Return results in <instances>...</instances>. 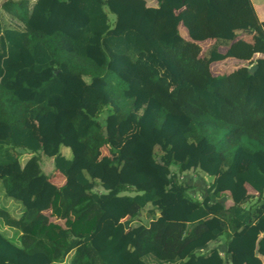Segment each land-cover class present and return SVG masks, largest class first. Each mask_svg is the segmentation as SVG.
<instances>
[{"label":"trees","instance_id":"obj_1","mask_svg":"<svg viewBox=\"0 0 264 264\" xmlns=\"http://www.w3.org/2000/svg\"><path fill=\"white\" fill-rule=\"evenodd\" d=\"M156 1L0 2L1 180L21 204L0 206L20 242L0 228V264H264V19L250 0ZM187 171L211 177L202 193Z\"/></svg>","mask_w":264,"mask_h":264},{"label":"rangeland","instance_id":"obj_2","mask_svg":"<svg viewBox=\"0 0 264 264\" xmlns=\"http://www.w3.org/2000/svg\"><path fill=\"white\" fill-rule=\"evenodd\" d=\"M2 0H0L1 2ZM252 3H253V6H254V9L258 15V17L261 19V18H264V0H252ZM108 16H109V21L112 23L113 20H114V15L112 13H108ZM185 32V30H184ZM202 45H204V43H202ZM205 47V46H203ZM233 63V60L232 58H229L227 59L226 61H220V62H215V63H212L211 64V70L213 72H221V73H225V72H228L230 70H232V65ZM219 73V74H221ZM110 78H112L114 80V82H116V77L114 75H109ZM108 113V110L106 108L102 109V111L100 112L99 116L101 119H103L106 114ZM134 123L132 121L131 123V127H130V130H129V133H132V131H134ZM126 139V138H124ZM118 147L122 146V142L116 144ZM62 153L65 154L67 157H70L71 156V151L70 149L68 148H62L61 149ZM108 149L107 147L103 146L101 149H100V155H103V154H108ZM30 153H26V154H23L21 155L22 157V160H26L27 158L30 157ZM33 155L36 156L37 158V162L42 170V172L49 178H51L52 176V173L55 171L54 169V164H53V160L52 158H50L49 156L43 154L42 151H35L33 153ZM249 159V156L246 154V156L243 158V160L239 163V168H242L245 163L247 162V160ZM260 170L264 173V165H260ZM9 173L8 170H2L0 169V206L4 205L5 208H7L8 210L14 212V213H17L19 212V208L21 207V204L19 202H17L16 200H13V198L9 197V196H6L5 194V190H4V186H3V183H2V180H1V177H3L5 174ZM197 174L198 176H194L193 174ZM182 179H187V176H189L191 179V181H198L200 182V192L202 193L203 192V188L205 186V183L206 181L208 180H211V177L208 176L207 174H204L203 172L201 171H187V172H183V175H181ZM203 177V178H201ZM199 178V179H198ZM205 179V180H204ZM58 181V179H55ZM52 182V181H51ZM55 186H58V184H56L55 182L53 183ZM157 186L161 189H167L168 187V184L165 182H159L157 183ZM226 203L229 202V199L225 200ZM14 204H17L18 206L14 205ZM0 228H7L9 229L10 231V235H9V238L10 240H12L14 243L16 244H20L19 242V238H18V231L15 229V228H11V227H6L3 225L2 221L0 220ZM221 239H225V236H222ZM217 243L215 242H210L208 244L209 247H212L214 245H216ZM54 264H61V263H54ZM62 264H65V261L62 263Z\"/></svg>","mask_w":264,"mask_h":264},{"label":"crops","instance_id":"obj_3","mask_svg":"<svg viewBox=\"0 0 264 264\" xmlns=\"http://www.w3.org/2000/svg\"><path fill=\"white\" fill-rule=\"evenodd\" d=\"M146 1V4L148 5V6H153V7H155V6H157V1L156 0H145ZM251 1V3H252V0H250ZM252 6H253V3H252ZM253 8H254V6H253ZM255 10V9H254ZM256 12V11H255ZM256 15H257V13H256ZM258 16V15H257ZM259 18V17H258ZM264 18H259V20H263ZM184 30H185V32H184ZM179 32H180V34L182 35V37H184V38H186V39H189V36H188V34H187V31H186V29H185V27L181 24L180 26H179ZM237 39H242V40H249L250 39V34L248 33V32H239L238 33V35H237ZM202 43H204V45H202ZM214 43V39H211V38H208V39H205V40H202V41H198V44L200 45V47H201V53H203L204 51H206L209 47H210V45L211 44H213ZM203 46H205V47H203ZM227 50V46L226 45H220L219 47H218V51L220 52V53H225V51ZM227 59H229V58H226V59H224V60H220V61H226ZM232 60H233V63H232V65H233V67H232V69H234L236 66H237V64H239V62L236 60V59H233L232 58ZM220 61H217V62H220ZM213 63H215V62H213ZM216 74H219V73H221V72H219V73H217V72H215ZM50 158H52V157H50ZM53 173H55V172H53ZM55 179H58V181L57 180H55ZM199 179V178H198ZM50 181H52V183H56V184H58V186H60L63 182H64V177L63 176H61V175H59V174H57V173H55L51 178H50ZM194 182V181H193ZM194 184L196 185V188L198 187V188H201V186H200V182H198V181H195L194 182Z\"/></svg>","mask_w":264,"mask_h":264},{"label":"water","instance_id":"obj_4","mask_svg":"<svg viewBox=\"0 0 264 264\" xmlns=\"http://www.w3.org/2000/svg\"><path fill=\"white\" fill-rule=\"evenodd\" d=\"M247 32H248V31H247ZM248 33H251V32L249 31ZM256 68H257L256 65H251V66L249 67L248 71H249L250 73H253V72L255 71ZM103 135H104V136L107 135V130H106L105 127H104V130H103ZM141 213H144V211L141 210Z\"/></svg>","mask_w":264,"mask_h":264},{"label":"built area","instance_id":"obj_5","mask_svg":"<svg viewBox=\"0 0 264 264\" xmlns=\"http://www.w3.org/2000/svg\"><path fill=\"white\" fill-rule=\"evenodd\" d=\"M182 177V176H181Z\"/></svg>","mask_w":264,"mask_h":264}]
</instances>
